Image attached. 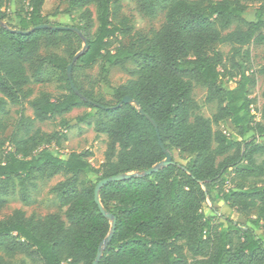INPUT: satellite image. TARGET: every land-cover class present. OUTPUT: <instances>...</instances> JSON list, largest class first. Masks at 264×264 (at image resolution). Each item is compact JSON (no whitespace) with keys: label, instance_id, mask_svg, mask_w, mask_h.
<instances>
[{"label":"trees","instance_id":"trees-1","mask_svg":"<svg viewBox=\"0 0 264 264\" xmlns=\"http://www.w3.org/2000/svg\"><path fill=\"white\" fill-rule=\"evenodd\" d=\"M10 1L0 0V21L5 24L0 26V210L10 181L24 192L37 178L70 176L51 189L65 209L64 219L57 214L27 218L15 210L0 220V264H26L15 260L18 255L39 264H92L110 229L94 200L97 183L120 174H141L162 163L165 155L158 137L172 157L169 166L148 176L110 182L98 193L102 208L116 220L98 264H264V146L257 142L264 137V90L256 119L249 95L253 80L241 73L233 87L224 88L219 71L223 57L212 49L226 44L233 57H247L243 47L264 44V0H253L259 9L256 20L249 22L243 18V0H140L143 13L153 17L164 7L166 18L136 52L108 49V39L120 31L111 22L113 0H66L68 9L81 10L78 27L43 16L46 0H14L11 24L5 9ZM92 5L99 9L96 26ZM235 19L245 28L222 34L220 30ZM40 25L75 28L81 37L51 28L23 34ZM72 37L85 41L87 49L81 50L71 71L97 61L108 66L128 58L138 61V79L112 89L114 105L95 101L78 87L73 74L71 82L79 94L104 108L85 103L72 91L66 69L76 54H70L69 61L55 54L38 55L41 40L46 47H56ZM47 68L60 73L65 93L53 98L40 91L33 96L26 87L40 84ZM258 74L264 80V65ZM194 86L205 88L206 103L216 102L213 119L198 113ZM126 96L138 106L117 107ZM9 106L17 108L11 122ZM27 108L31 116L25 114ZM80 108L99 113L95 129L108 140L98 171L88 151L65 156L49 151V146L59 150L66 134L55 131L47 136L36 126L61 118L59 125L67 129L62 117ZM139 109L154 121L157 132ZM92 116L85 113L77 120ZM224 122L238 135L213 129V124ZM174 151L185 165L175 162ZM80 175L87 186L80 185ZM210 193L237 213L255 212L251 227L215 212L207 215L202 206Z\"/></svg>","mask_w":264,"mask_h":264},{"label":"rangeland","instance_id":"rangeland-1","mask_svg":"<svg viewBox=\"0 0 264 264\" xmlns=\"http://www.w3.org/2000/svg\"><path fill=\"white\" fill-rule=\"evenodd\" d=\"M247 6L243 15L245 21H255L256 12L259 9V4L253 0H243ZM5 9H10V2L6 4ZM89 9L93 14L95 26L96 19L99 14L97 6H90ZM112 14L111 22L114 26L119 27L120 31L116 36L108 39V49L115 51L116 49H124L128 52L138 51L149 40L155 32H157L165 23L166 9L158 7L155 16L150 17L143 13L140 8V0H113L111 4ZM80 9H68L66 0H46L45 16L49 21L58 23L63 26L78 27ZM7 21L11 24L15 21L11 18V13L6 12ZM264 16V14H263ZM237 27L245 28V23L234 20L233 24L228 29H222L220 32L226 34L235 30ZM218 28V26H217ZM84 47L83 42H79L72 37L69 43H60L56 47L44 46L43 40L40 42L38 55L45 56L55 54L70 60V54H77L81 52ZM212 49L218 51L223 61L219 66L221 74V84L224 88L233 87L241 73L249 76L253 80V84L249 86V95L253 100V113L256 119H259V111L263 104L261 93L264 90V80L258 74V69L264 65V44L248 45L243 47V51H248V56L233 57L231 48L226 44H216ZM139 63L133 58L124 59L114 63L112 66L106 65L102 61H97L91 67L78 66L74 71H71L78 87L90 92L95 101H100L104 104L114 105L115 100L112 96V89L119 86H127L131 82L138 79ZM64 81L58 71L47 68L41 75L40 84H30L26 88L33 92L36 96L38 92L45 91L53 98L65 93ZM206 90L200 86H194L192 97L198 106V113L202 116L213 119L216 113L217 104L215 101L205 102ZM9 118L16 117L17 108L9 106ZM85 113H91L93 116L84 122H79L77 119ZM25 114L31 116L30 109H26ZM100 115L94 109L80 108L74 109L71 113L64 115V119L68 128L64 129L59 125L61 118L51 119L45 123L37 124L42 132L49 136L55 131L63 132L67 136V140L62 143L59 150L55 147L49 146L48 150L51 152L58 151L62 156L69 153H80L88 151L91 153L89 162L93 169L101 170L104 165V154L108 145L106 136L95 129ZM214 130H222L231 135H238V131L234 129L228 122L212 125ZM10 129L6 132L9 135ZM260 145L264 146V137L257 140ZM175 162L180 165H185L186 161L179 158L177 153L173 152ZM70 175L60 173L53 177L37 178L32 186H28L24 192L16 185L15 181L8 182L5 187L6 205L0 210V220H6L15 210H21L25 213L27 218H43L48 214H57L63 217L64 208H62L51 189L59 182L65 180ZM80 185L87 186L84 182V176L80 175L78 178ZM25 195V196H23ZM23 197L27 198L23 202ZM203 211L207 215H213L214 212L221 217L229 218L235 222L241 223L247 227H251L250 219H254L255 212L249 215H242L230 209L221 202L215 199V194L210 193L209 198L202 206ZM15 260H24L26 264H39L30 261L22 255L15 257Z\"/></svg>","mask_w":264,"mask_h":264},{"label":"water","instance_id":"water-1","mask_svg":"<svg viewBox=\"0 0 264 264\" xmlns=\"http://www.w3.org/2000/svg\"><path fill=\"white\" fill-rule=\"evenodd\" d=\"M0 26H3L5 27V24L0 21ZM48 29V28H51L52 30H69V31H72L74 33H76L79 37H81V33L75 29V28H70V27H57V28H52L48 25H40V26H37L35 28H33L32 30L28 31V32H23V34H28L30 32H33L34 30H40V29ZM87 49V44L86 42L84 41V47L82 50H85ZM82 53L79 52L78 54H76L71 63L67 66V69H66V76L69 80V83H70V87L72 89V91L78 95L81 99H83V101L87 104H90V105H93L97 108H104V107H101L100 105L88 100L87 98H84L81 94H79V92L76 90V88L74 87L73 83L71 82V70H72V66L74 65L76 59L78 58V56ZM123 104H133L135 105L136 107L138 106L136 102L132 101V99L128 96L124 97L120 103H118L116 106L117 107H120L121 105ZM139 113L144 116L151 124L152 126L154 127V129L156 130L157 132V126L156 124L154 123V121H152V119L150 117H148L147 115H145L140 109L138 110ZM157 137H158V134H157ZM158 143H159V147L160 149L162 150V152L164 153L165 155V159L162 163H160L159 165L147 170V171H144L142 172L141 174H120V175H116V176H112L110 178H107V179H104V180H101L97 183L95 189H94V200H95V203L96 205L98 206V209L100 211V213L105 217V219H107L109 222H110V229H109V232H108V235L106 236V238L104 239V241L101 243L100 247H99V250L97 252V255H96V258L95 260L93 261L92 264H98L99 260H100V257H101V253H102V250L106 247L107 243L110 241L111 237H112V234L114 232V228H115V224H116V220L115 218L110 215L109 213H106L104 211V209L102 208L101 204H100V201H99V198H98V193L100 191V189L105 186L106 184L110 183V182H117V181H123V180H128V179H131V178H136V177H141V176H148L152 173H155L167 166H169L171 163H172V157L170 154H168L166 152V150L164 149L162 143L160 142L159 140V137H158Z\"/></svg>","mask_w":264,"mask_h":264},{"label":"crops","instance_id":"crops-1","mask_svg":"<svg viewBox=\"0 0 264 264\" xmlns=\"http://www.w3.org/2000/svg\"><path fill=\"white\" fill-rule=\"evenodd\" d=\"M11 12H13L14 10H15V3H14V0H11L10 1V9H9ZM44 11H45V3H44V5H43V7H42V15L43 16H46L47 14L46 13H44Z\"/></svg>","mask_w":264,"mask_h":264},{"label":"built area","instance_id":"built-area-1","mask_svg":"<svg viewBox=\"0 0 264 264\" xmlns=\"http://www.w3.org/2000/svg\"><path fill=\"white\" fill-rule=\"evenodd\" d=\"M6 12H10V10L8 9V10H6Z\"/></svg>","mask_w":264,"mask_h":264}]
</instances>
